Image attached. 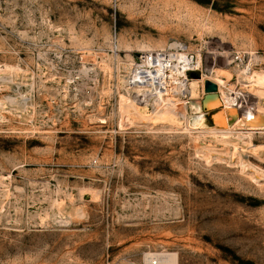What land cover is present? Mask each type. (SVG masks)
Listing matches in <instances>:
<instances>
[{
	"label": "rangeland",
	"instance_id": "obj_1",
	"mask_svg": "<svg viewBox=\"0 0 264 264\" xmlns=\"http://www.w3.org/2000/svg\"><path fill=\"white\" fill-rule=\"evenodd\" d=\"M173 46L242 130L186 128L181 102L215 126L204 79L167 118L137 112L134 55ZM256 87L264 0H0V264H264Z\"/></svg>",
	"mask_w": 264,
	"mask_h": 264
},
{
	"label": "built area",
	"instance_id": "obj_2",
	"mask_svg": "<svg viewBox=\"0 0 264 264\" xmlns=\"http://www.w3.org/2000/svg\"><path fill=\"white\" fill-rule=\"evenodd\" d=\"M190 72L205 75L201 61L190 51L179 46L140 51L125 76V83L135 101L153 111L158 106H168L177 97H185L179 88L188 85ZM205 113V112H204ZM151 264H157L153 259Z\"/></svg>",
	"mask_w": 264,
	"mask_h": 264
},
{
	"label": "bare ground",
	"instance_id": "obj_3",
	"mask_svg": "<svg viewBox=\"0 0 264 264\" xmlns=\"http://www.w3.org/2000/svg\"><path fill=\"white\" fill-rule=\"evenodd\" d=\"M128 66H129V63H128ZM246 73H250V72H246ZM204 79V76H202V77H200L199 79H190V81H189V83H188V85L186 86V85H183V86H180L179 88L181 89V93L182 94H190V96H191V88H192V81H194V80H197V81H199V80H203ZM256 88H259V89H257V90H255V92H254V94L255 95H257V96H260L261 95V93H264L261 89H263V88H261V87H256ZM219 94V99H218V102H217V106H220L221 107V112L220 113H217V114H214L213 115V117H214V119L216 120V121H218V122H220L221 121V119H223L224 121H225V127H218L217 125H215V126H212V128H206V127H204V126H202L201 124H200V122L198 121V117L197 116H195V118H192V124L189 122V120L186 118V106H185V104L184 103H178V105H179V110H180V113L178 114V115H182L184 118H185V121H186V123H185V125H186V128H188L190 131L192 130V129H194V130H197V131H201V132H210V133H217V134H225V133H230L231 131H233V130H236V129H239V130H242L243 128L241 127L242 126V124H240L241 122H243V120H244V118H243V116H241V114H240V123H236V124H234V125H232V124H230V123H228L227 124V122H226V120H225V114H226V117H228V115H227V111H228V109H229V106H235V104H236V102H235V104H234V99H235V97L234 96H227L225 93H218ZM132 95V94H131ZM132 97H134L133 95H132ZM132 100V102L133 103H135L136 104V108H137V112L139 113V106H138V103L133 99V98H131ZM175 103V102H174ZM174 103L173 104H170V105H168V106H158V107H156L154 110H155V112H157L158 114H160L161 116H164V117H168V116H171L170 115V113L171 112H173L174 113V111L172 110V109H176V108H178V107H175V106H173L174 105ZM256 103V102H255ZM258 103V102H257ZM257 105V104H256ZM225 107L224 108V111L222 110V107ZM135 108V109H136ZM171 108V109H170ZM178 111V110H177ZM201 111H202V113H204V111L202 110V108H201ZM177 114V113H176ZM248 114V117L250 118L252 115H253V113H247ZM173 115V114H172ZM175 115V114H174ZM172 117H174V116H172ZM176 118H177V116H176ZM252 121V120H251ZM257 121H259L258 119L256 120V119H254L252 122L253 123H255V122H257ZM191 124V125H190ZM264 127V126H263ZM253 129H257V128H253ZM260 129H263L262 127L260 128ZM77 215V214H76Z\"/></svg>",
	"mask_w": 264,
	"mask_h": 264
},
{
	"label": "water",
	"instance_id": "obj_4",
	"mask_svg": "<svg viewBox=\"0 0 264 264\" xmlns=\"http://www.w3.org/2000/svg\"><path fill=\"white\" fill-rule=\"evenodd\" d=\"M189 75L191 78H194V79L200 78V74L198 72H190ZM203 92L204 93L200 101L202 110L205 113H210L209 118L213 125L215 124L218 127H225V121L223 119H221V121L218 122L213 117L214 114L221 112V107L217 106V102L219 99L217 84L211 81L210 79H204L203 80ZM263 125H264V115H261L259 121L253 123V126L263 127Z\"/></svg>",
	"mask_w": 264,
	"mask_h": 264
},
{
	"label": "crops",
	"instance_id": "obj_5",
	"mask_svg": "<svg viewBox=\"0 0 264 264\" xmlns=\"http://www.w3.org/2000/svg\"><path fill=\"white\" fill-rule=\"evenodd\" d=\"M200 108H201V104H200Z\"/></svg>",
	"mask_w": 264,
	"mask_h": 264
}]
</instances>
